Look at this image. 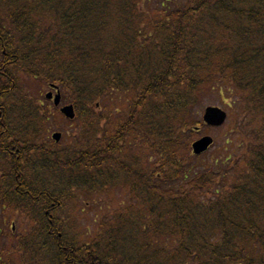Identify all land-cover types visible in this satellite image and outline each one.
<instances>
[{"label":"trees","instance_id":"16d2710c","mask_svg":"<svg viewBox=\"0 0 264 264\" xmlns=\"http://www.w3.org/2000/svg\"><path fill=\"white\" fill-rule=\"evenodd\" d=\"M20 76L74 106L67 145ZM205 89L258 126L243 158L190 156ZM0 173L1 205L35 224L25 263L264 264V0H0ZM117 189L126 205L72 237L69 204Z\"/></svg>","mask_w":264,"mask_h":264},{"label":"rangeland","instance_id":"374dc122","mask_svg":"<svg viewBox=\"0 0 264 264\" xmlns=\"http://www.w3.org/2000/svg\"><path fill=\"white\" fill-rule=\"evenodd\" d=\"M22 82L27 84L26 88L30 90H39L35 94H40L44 98V95L49 91L48 85L38 84L35 81L26 82L25 78L20 76ZM224 91L205 89L200 91L197 95V101L192 107V112L194 114L191 127L199 128L198 134L189 143V154L191 157H196L191 153V144L203 136H207L212 139V144L207 149V151L201 156L197 157L196 162L205 164L208 160H219L226 161L225 164L229 163L232 159L238 157L243 158L244 156V145L246 144V139L242 134V131L253 132L258 128V126L252 122L251 127L246 125L251 122V116L241 115L239 119L236 120V113L239 100L235 98L234 95L225 94ZM62 105L67 104V99L62 98ZM51 104V102H50ZM116 111L114 114H122L125 105L118 104L116 106ZM206 107H218L227 113V119L223 125L217 128H208L201 126V119L203 111ZM242 121V122H241ZM257 122L259 120H256ZM52 125L51 130L46 136L48 140H51V136L55 132L61 133L60 144L65 146L69 143L72 137L71 133L75 132V123L65 120L60 114L57 115V119ZM230 160L228 162V158ZM45 175V180L54 184V181H60V179L54 178L53 174L48 173ZM1 175V173H0ZM63 178H61L62 180ZM58 184V183H56ZM74 191V190H73ZM112 192V191H111ZM76 194V193H75ZM127 194L125 191H120L119 189L114 190L110 196H98L92 199L91 204L85 202L83 195L79 196V199L73 200L69 205L72 210H77V213L70 215V221L77 219L78 230L75 233H71V236H77L80 243L90 242L91 238L95 234L97 225L104 215H111L115 210L120 209L126 205ZM12 208L3 207L0 205V219L4 222L7 221L6 227H2L0 232V264H28L25 260H21L20 250L16 246V240L21 236L25 235L29 230H24L26 221V216L19 215L17 212L13 211ZM69 211H66V213ZM59 214V213H58ZM57 214V215H58ZM76 217V218H75ZM14 224V230L11 232L12 237H10V227ZM74 227V226H73ZM13 238L12 242L11 239ZM23 254V253H22Z\"/></svg>","mask_w":264,"mask_h":264},{"label":"water","instance_id":"95a60500","mask_svg":"<svg viewBox=\"0 0 264 264\" xmlns=\"http://www.w3.org/2000/svg\"><path fill=\"white\" fill-rule=\"evenodd\" d=\"M50 88L54 89L56 91V94L55 96H53L52 93H47L45 95V98L47 100H53L54 107H58L61 101L59 89L56 85H50ZM59 111L67 120H74L75 110L72 105H65L61 107ZM225 120L226 113L218 107H207L205 108L202 115V121L210 127H219L225 122ZM60 139V133L56 132L52 135V140H54V142L58 143ZM211 142L212 140L209 137H203L198 141L194 142L191 146L194 155H199L203 153L209 147Z\"/></svg>","mask_w":264,"mask_h":264},{"label":"flooded vegetation","instance_id":"af4514ba","mask_svg":"<svg viewBox=\"0 0 264 264\" xmlns=\"http://www.w3.org/2000/svg\"><path fill=\"white\" fill-rule=\"evenodd\" d=\"M6 222H4L3 221V219H0V232L2 231L1 229H2V227H6V224H5ZM49 225H50V223H49ZM11 226H13L14 227V224H12ZM35 225H34V223H32V224H27V225H25V228L24 229H29V228H32V227H34ZM0 261H1V258H0Z\"/></svg>","mask_w":264,"mask_h":264}]
</instances>
